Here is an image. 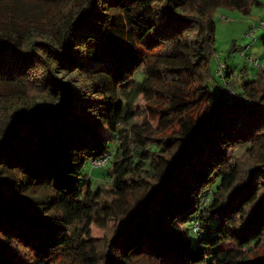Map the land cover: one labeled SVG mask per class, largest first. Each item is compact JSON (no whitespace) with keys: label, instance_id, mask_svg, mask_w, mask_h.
<instances>
[{"label":"trees","instance_id":"trees-1","mask_svg":"<svg viewBox=\"0 0 264 264\" xmlns=\"http://www.w3.org/2000/svg\"><path fill=\"white\" fill-rule=\"evenodd\" d=\"M258 5L0 0V264H264V69L214 70Z\"/></svg>","mask_w":264,"mask_h":264},{"label":"rangeland","instance_id":"rangeland-1","mask_svg":"<svg viewBox=\"0 0 264 264\" xmlns=\"http://www.w3.org/2000/svg\"><path fill=\"white\" fill-rule=\"evenodd\" d=\"M223 16L226 19H223ZM214 18L216 21V53L214 55V62L229 63L232 65V69L236 73V76H241L245 69H247L246 73L248 76H253L259 68L250 65L245 58H240L238 55L239 53L237 54L238 51L249 46L248 55L251 54L255 60H259L260 65L264 69V27L259 25L260 20L264 19V0H261V5L253 6L249 14H245L234 8L220 7L214 13ZM254 25L257 26L256 35L246 36L249 29ZM214 69L216 70V63ZM142 79L143 74L137 72L132 81H140ZM216 79L217 81L219 80L218 76H216ZM131 85L130 83V86ZM152 123L153 125L157 124L156 121H152ZM245 149L246 147H242L234 150V154L237 156L244 154ZM85 172L90 173L94 187L105 186L106 182L109 180L104 175V168H92L90 160L86 165ZM112 199V197L105 195L99 200L98 204L103 206ZM192 235L194 236L195 234L192 233ZM253 255L264 256V239L262 245ZM54 264L64 263L62 258L59 257Z\"/></svg>","mask_w":264,"mask_h":264},{"label":"built area","instance_id":"built-area-1","mask_svg":"<svg viewBox=\"0 0 264 264\" xmlns=\"http://www.w3.org/2000/svg\"><path fill=\"white\" fill-rule=\"evenodd\" d=\"M223 19H226L224 16L222 17ZM261 27H264V19H261L260 20V24H259ZM256 31H257V26H252L250 29H249V31L247 32V35L246 36H255L256 35ZM251 52V51H250ZM239 53V54H238ZM248 53H249V46H247L245 49H241L240 51H238L237 52V54L239 55V57L240 58H245L246 59V61L250 64V65H252V66H254V67H258V68H260V67H262L261 65H260V62H259V60H255L254 58H253V56L250 54V55H248ZM225 70H226V64L225 63H222V62H220L219 63V67H218V71H217V76L223 81V83H226V77H225ZM227 87H228V90L230 91V93L232 94V95H236V92H235V89L234 88H232L231 86H229V85H226ZM247 103L249 104L250 103V101H249V99H247ZM111 157H112V154H106V155H104V156H102V157H99V158H95L93 161H92V164H91V166L93 167V168H98V167H104V166H106L109 162H110V160H111ZM194 229L195 230H197L198 229V223L197 222H195L194 223Z\"/></svg>","mask_w":264,"mask_h":264},{"label":"crops","instance_id":"crops-1","mask_svg":"<svg viewBox=\"0 0 264 264\" xmlns=\"http://www.w3.org/2000/svg\"><path fill=\"white\" fill-rule=\"evenodd\" d=\"M216 63V70H215V74L217 73V71H218V67H219V63L218 62H215ZM225 64H226V67L228 66H230L231 67V70L233 71V74H236L235 72H234V70L232 69V65H230L229 63H227V62H225ZM214 68H215V65H214ZM217 75V74H216Z\"/></svg>","mask_w":264,"mask_h":264}]
</instances>
